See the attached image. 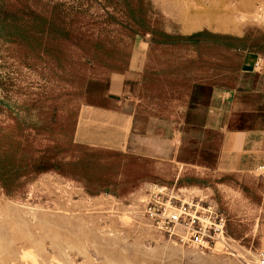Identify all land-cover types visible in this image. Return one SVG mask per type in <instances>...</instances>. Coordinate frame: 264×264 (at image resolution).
<instances>
[{
    "label": "rangeland",
    "instance_id": "obj_1",
    "mask_svg": "<svg viewBox=\"0 0 264 264\" xmlns=\"http://www.w3.org/2000/svg\"><path fill=\"white\" fill-rule=\"evenodd\" d=\"M262 64L264 0H0V264H260L256 211L236 196L251 220L229 231L204 191L215 137L179 114L191 83L240 84ZM110 97L139 102V123L178 148L181 129V150L153 162L108 149L121 132L90 106ZM151 184L214 205L224 240L201 249L165 231Z\"/></svg>",
    "mask_w": 264,
    "mask_h": 264
},
{
    "label": "crops",
    "instance_id": "obj_2",
    "mask_svg": "<svg viewBox=\"0 0 264 264\" xmlns=\"http://www.w3.org/2000/svg\"><path fill=\"white\" fill-rule=\"evenodd\" d=\"M262 67L260 75L252 73L246 66L240 84L220 86L213 83H191L184 93L179 120L184 131L214 135L215 144L214 147L211 144V151L215 158L212 165L208 166L214 180L204 191L209 189L219 197V206L226 215L231 233L237 229V223L239 228H244L248 224L244 226L242 222L251 220L244 219L241 212L229 206L237 202L236 196L245 202L247 210H255L256 215L251 223L253 237L258 247L264 250V64ZM127 76L132 88V80L138 78L137 71L130 70ZM115 77L109 81L113 80L121 92L126 82H122V78L126 77ZM124 101L129 102L128 107ZM115 102L118 105L114 106ZM138 103L135 101L133 104L130 97L128 100L110 97L102 106H90L96 120L107 123L115 120V129L121 132L120 140L118 134L112 135L115 139L114 147L107 148L122 155H131L137 160L148 159L154 162L174 157L178 148L176 139L169 138L163 127L152 126L148 129L140 124ZM183 134L178 129V152L184 144ZM150 181L154 182L155 179ZM140 183H143L142 180ZM224 204H228V207ZM237 233L242 234L240 231Z\"/></svg>",
    "mask_w": 264,
    "mask_h": 264
},
{
    "label": "built area",
    "instance_id": "obj_3",
    "mask_svg": "<svg viewBox=\"0 0 264 264\" xmlns=\"http://www.w3.org/2000/svg\"><path fill=\"white\" fill-rule=\"evenodd\" d=\"M152 191L150 195L166 196L165 203L161 202L160 197L156 203L162 206L161 212L155 217L157 224L168 231L170 234L178 230L183 232L180 240L189 241L201 249H208L210 243L214 240H224L223 228L225 225V216L216 210L215 206L207 203L193 201H182L176 205L173 199L175 196L170 192L166 194V187L150 185ZM160 199V200H159ZM221 236V237H220ZM260 264H264V251L258 252Z\"/></svg>",
    "mask_w": 264,
    "mask_h": 264
}]
</instances>
